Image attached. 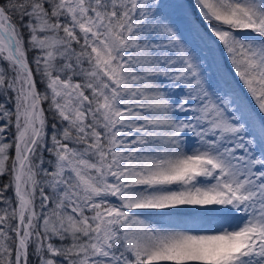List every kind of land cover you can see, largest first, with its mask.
Returning <instances> with one entry per match:
<instances>
[{
  "label": "snow or ice",
  "instance_id": "snow-or-ice-1",
  "mask_svg": "<svg viewBox=\"0 0 264 264\" xmlns=\"http://www.w3.org/2000/svg\"><path fill=\"white\" fill-rule=\"evenodd\" d=\"M0 264H264V0H0Z\"/></svg>",
  "mask_w": 264,
  "mask_h": 264
}]
</instances>
